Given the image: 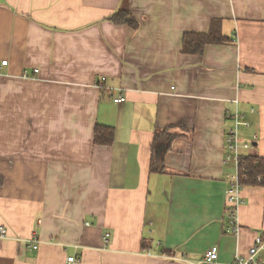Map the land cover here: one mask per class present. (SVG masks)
<instances>
[{
	"label": "crops",
	"instance_id": "obj_1",
	"mask_svg": "<svg viewBox=\"0 0 264 264\" xmlns=\"http://www.w3.org/2000/svg\"><path fill=\"white\" fill-rule=\"evenodd\" d=\"M127 1L136 29L107 20L124 0H0V264H196L212 246L226 263L264 231V190L243 187L228 232L224 163L227 111L264 157V0ZM213 20L234 43L183 55Z\"/></svg>",
	"mask_w": 264,
	"mask_h": 264
},
{
	"label": "trees",
	"instance_id": "obj_2",
	"mask_svg": "<svg viewBox=\"0 0 264 264\" xmlns=\"http://www.w3.org/2000/svg\"><path fill=\"white\" fill-rule=\"evenodd\" d=\"M128 1L124 0L121 8L113 12L107 20L115 26H127L132 29L138 27V22L128 9ZM234 43L231 36L222 31L221 21L213 20L206 33H184L181 41V53L189 56H201L207 46H230ZM180 129L184 126L177 125ZM115 131L113 127L95 126L93 131V145L108 147L114 142ZM178 137L168 129L154 132L152 143V158L149 167L150 174H164L165 166L163 157L170 150L171 143ZM162 148V152L158 153ZM240 183L243 187L261 188L264 190V157L249 154L240 159L239 162ZM2 178L0 176V185ZM264 233V231L262 232ZM142 249L145 245L142 244Z\"/></svg>",
	"mask_w": 264,
	"mask_h": 264
},
{
	"label": "built area",
	"instance_id": "obj_3",
	"mask_svg": "<svg viewBox=\"0 0 264 264\" xmlns=\"http://www.w3.org/2000/svg\"><path fill=\"white\" fill-rule=\"evenodd\" d=\"M7 62L1 63L2 66H6ZM38 71L35 70L34 74ZM104 78L97 82L98 87L104 82ZM125 98L119 97L114 99V103H122ZM252 112V111H251ZM226 120H229L232 127L227 129L224 136V163L230 165L231 176L228 178V188L225 191V207L227 230L232 235H236L239 230L238 221L236 218V210L241 204L239 192L243 188L240 183V159L250 154L253 149V142L256 140V136L253 135L248 141L242 140L240 129H247L251 126L250 122L245 118V114L240 111L233 113L226 112ZM243 178L246 176H242ZM7 231L5 228H0V240L7 239ZM39 242L36 239H31L28 242L29 249L37 250ZM218 247H210L203 257V259L196 264H264V233L255 236L252 247L249 250L246 258L235 257L233 260L221 263L219 261ZM77 258L74 256L67 257L66 264H76Z\"/></svg>",
	"mask_w": 264,
	"mask_h": 264
},
{
	"label": "water",
	"instance_id": "obj_4",
	"mask_svg": "<svg viewBox=\"0 0 264 264\" xmlns=\"http://www.w3.org/2000/svg\"><path fill=\"white\" fill-rule=\"evenodd\" d=\"M253 146L255 147V143H253ZM162 148L159 149L158 153L162 152Z\"/></svg>",
	"mask_w": 264,
	"mask_h": 264
},
{
	"label": "rangeland",
	"instance_id": "obj_5",
	"mask_svg": "<svg viewBox=\"0 0 264 264\" xmlns=\"http://www.w3.org/2000/svg\"><path fill=\"white\" fill-rule=\"evenodd\" d=\"M231 127H232V124H231L230 128H231ZM227 188H228V186H227ZM204 255H205V253L203 254V256H202V258H201V259H203Z\"/></svg>",
	"mask_w": 264,
	"mask_h": 264
}]
</instances>
